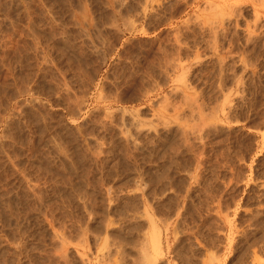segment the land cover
Returning a JSON list of instances; mask_svg holds the SVG:
<instances>
[{"label": "rangeland", "instance_id": "1", "mask_svg": "<svg viewBox=\"0 0 264 264\" xmlns=\"http://www.w3.org/2000/svg\"><path fill=\"white\" fill-rule=\"evenodd\" d=\"M0 264H264V0H0Z\"/></svg>", "mask_w": 264, "mask_h": 264}, {"label": "bare ground", "instance_id": "2", "mask_svg": "<svg viewBox=\"0 0 264 264\" xmlns=\"http://www.w3.org/2000/svg\"><path fill=\"white\" fill-rule=\"evenodd\" d=\"M148 216V215H147ZM148 218V217H147ZM149 220V219H148ZM153 235H154V233H152ZM158 236V235H157ZM156 237V236H155ZM155 241V245H156V248L158 249V246H159V240H158V238H156V240H154ZM140 245V244H139ZM138 249H139V246H138ZM154 249V248H153ZM153 251V250H152ZM144 252V251H143ZM154 252V251H153ZM142 253V252H141ZM142 256V255H141ZM145 257V256H144ZM142 258V257H141Z\"/></svg>", "mask_w": 264, "mask_h": 264}]
</instances>
